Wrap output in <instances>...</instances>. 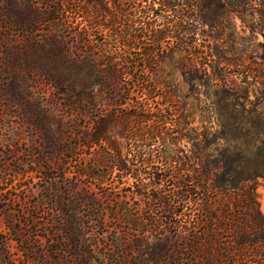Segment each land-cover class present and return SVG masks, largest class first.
Masks as SVG:
<instances>
[{
  "label": "trees",
  "instance_id": "obj_1",
  "mask_svg": "<svg viewBox=\"0 0 264 264\" xmlns=\"http://www.w3.org/2000/svg\"><path fill=\"white\" fill-rule=\"evenodd\" d=\"M48 1L43 15L51 25L62 26L69 3L84 21L77 28L84 47L52 49L64 63H90V96L81 79L71 88L78 86L79 103L89 98L103 112L58 147L62 182L73 174L86 187L65 188L61 220L42 230L52 238L45 250L68 253L74 264L113 254L100 239L114 201L120 211L111 214L138 226V264H264L256 195L264 182V0ZM235 17L262 35L257 57L237 51L234 29L215 30ZM92 25L106 27L110 41L91 44ZM135 40L138 57L121 56ZM68 82L53 81L63 98ZM189 98L198 101L200 125L185 107Z\"/></svg>",
  "mask_w": 264,
  "mask_h": 264
},
{
  "label": "rangeland",
  "instance_id": "obj_2",
  "mask_svg": "<svg viewBox=\"0 0 264 264\" xmlns=\"http://www.w3.org/2000/svg\"><path fill=\"white\" fill-rule=\"evenodd\" d=\"M48 3V0H0V264H74L68 253L59 255L45 250L52 238L44 236L42 230L50 229L61 220V208H65L68 197L66 187H73L74 191L86 187L84 180L75 182L73 174L63 182L58 176L56 165L64 156L58 150L59 145L68 140V135L73 137L90 127L103 112L102 106L89 98L79 103L74 92L78 86L71 88L81 79L86 84L85 93L90 96V63H64L52 49L59 46L58 42L65 43L70 54L77 47H84L86 42L77 34V28L84 21L79 23L70 13L69 3L67 18L63 16L59 21L62 26L51 25L43 15ZM189 9L191 6L186 8L191 13ZM105 28L89 26L91 44L110 41ZM203 28L208 30L206 24ZM221 28L226 32L234 29L239 37L234 44L237 51L251 53L254 57L261 53L262 35L250 33L240 18L235 17L230 26L222 22L215 30ZM223 36L227 34L220 37ZM56 37L60 41H56ZM133 43L131 49L125 53L120 50L119 54L136 59L138 40ZM58 78L69 81V97L63 98L60 85L53 84ZM196 106L199 107L198 101L186 100L185 107L194 111L191 119L195 125H200ZM49 144L54 147L52 152H48ZM75 161L70 158L66 167L72 170ZM83 162L90 160L87 157ZM90 189L101 196L105 192L95 184H91ZM256 195L264 214L263 181L257 186ZM103 200L108 203L107 199ZM127 200L133 208L138 206L136 198L129 193ZM106 207V232L100 242L111 245L113 254L95 257L91 264H118L120 261L138 264V226L111 214V208L120 211L114 201ZM134 228L137 231L132 233Z\"/></svg>",
  "mask_w": 264,
  "mask_h": 264
}]
</instances>
